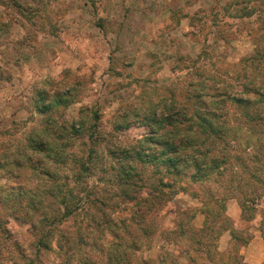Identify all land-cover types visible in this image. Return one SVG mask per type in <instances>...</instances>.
<instances>
[{"label": "clouds", "instance_id": "obj_1", "mask_svg": "<svg viewBox=\"0 0 264 264\" xmlns=\"http://www.w3.org/2000/svg\"><path fill=\"white\" fill-rule=\"evenodd\" d=\"M0 264H264V0H0Z\"/></svg>", "mask_w": 264, "mask_h": 264}]
</instances>
